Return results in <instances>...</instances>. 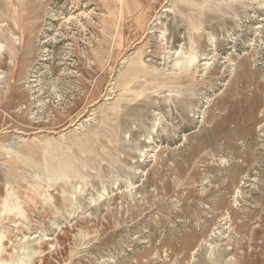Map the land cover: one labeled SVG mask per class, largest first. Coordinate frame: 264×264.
<instances>
[{
	"label": "rangeland",
	"instance_id": "1",
	"mask_svg": "<svg viewBox=\"0 0 264 264\" xmlns=\"http://www.w3.org/2000/svg\"><path fill=\"white\" fill-rule=\"evenodd\" d=\"M0 264H264V0H0Z\"/></svg>",
	"mask_w": 264,
	"mask_h": 264
},
{
	"label": "bare ground",
	"instance_id": "2",
	"mask_svg": "<svg viewBox=\"0 0 264 264\" xmlns=\"http://www.w3.org/2000/svg\"><path fill=\"white\" fill-rule=\"evenodd\" d=\"M195 60H196V59H192V63H194V62H195Z\"/></svg>",
	"mask_w": 264,
	"mask_h": 264
}]
</instances>
